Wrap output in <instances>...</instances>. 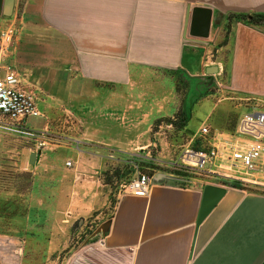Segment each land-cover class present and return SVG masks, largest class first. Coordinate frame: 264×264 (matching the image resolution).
I'll return each instance as SVG.
<instances>
[{"label":"crops","instance_id":"obj_1","mask_svg":"<svg viewBox=\"0 0 264 264\" xmlns=\"http://www.w3.org/2000/svg\"><path fill=\"white\" fill-rule=\"evenodd\" d=\"M4 3L0 21L17 28L7 60L30 85L122 86L186 67L193 48H215L226 90L264 101V20L249 21L264 18V0H14L10 16ZM195 7L211 10L207 38L185 27ZM212 64L205 69H219ZM165 176L146 197L121 195L103 243L86 250L104 264H264V194L226 188L196 229L206 183Z\"/></svg>","mask_w":264,"mask_h":264},{"label":"rangeland","instance_id":"obj_2","mask_svg":"<svg viewBox=\"0 0 264 264\" xmlns=\"http://www.w3.org/2000/svg\"><path fill=\"white\" fill-rule=\"evenodd\" d=\"M9 25L17 29L5 19L0 32ZM193 50L186 67L151 71L122 86L30 85L22 75L43 114L26 124L48 125L49 138L38 147L32 138L0 132L6 147L0 155V264H104L87 246L98 242L118 198L139 174H166L178 186L200 180L264 194V152L251 174L212 168L214 174L204 176L178 167L186 148L204 146L202 124L209 138L233 132L251 103L226 90L215 48ZM201 59L219 69L208 72Z\"/></svg>","mask_w":264,"mask_h":264},{"label":"built area","instance_id":"obj_3","mask_svg":"<svg viewBox=\"0 0 264 264\" xmlns=\"http://www.w3.org/2000/svg\"><path fill=\"white\" fill-rule=\"evenodd\" d=\"M16 34L9 25L0 32V132L8 135L29 137L42 146L49 138L48 125L35 129L26 124L29 117H43L38 106L35 92L28 87L22 74L15 65L8 64L7 51ZM250 105H244L236 128L233 132L221 133L209 138L210 131L202 124L198 133L203 138V147L186 148L181 165L186 173L196 172L204 176L214 174L212 168H224L229 171L241 169L251 174L264 152V107L261 100L245 99ZM42 141V142H40ZM71 167L69 160L65 163ZM152 178L139 174L125 188V194L146 197L150 193ZM98 242L103 243V235Z\"/></svg>","mask_w":264,"mask_h":264},{"label":"water","instance_id":"obj_4","mask_svg":"<svg viewBox=\"0 0 264 264\" xmlns=\"http://www.w3.org/2000/svg\"><path fill=\"white\" fill-rule=\"evenodd\" d=\"M14 0H5L4 3V15L10 16L12 13ZM211 10L202 7H195L191 9L186 18L185 27L188 33L198 38H207L209 35L210 23H211ZM208 72L210 70H207ZM216 69L210 72H215ZM35 161V154L32 153L29 158V162L33 164ZM166 177L165 174H157L152 179ZM226 192V188L214 184H206L203 187L202 199L198 211L196 220V229L208 213L216 206L219 200L223 197Z\"/></svg>","mask_w":264,"mask_h":264},{"label":"trees","instance_id":"obj_5","mask_svg":"<svg viewBox=\"0 0 264 264\" xmlns=\"http://www.w3.org/2000/svg\"><path fill=\"white\" fill-rule=\"evenodd\" d=\"M240 18H243V19H245L246 17L245 16H240ZM262 20H264V18L263 17H260V16H252V17H250L249 18V21L250 22H261Z\"/></svg>","mask_w":264,"mask_h":264}]
</instances>
